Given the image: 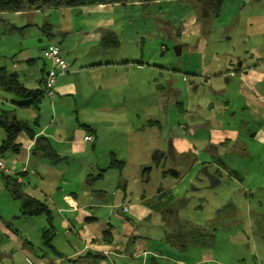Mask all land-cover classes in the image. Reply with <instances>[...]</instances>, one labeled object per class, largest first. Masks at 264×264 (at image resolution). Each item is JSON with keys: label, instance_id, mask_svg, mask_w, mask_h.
Returning <instances> with one entry per match:
<instances>
[{"label": "crops", "instance_id": "obj_1", "mask_svg": "<svg viewBox=\"0 0 264 264\" xmlns=\"http://www.w3.org/2000/svg\"><path fill=\"white\" fill-rule=\"evenodd\" d=\"M172 2L189 3L186 0L151 3ZM114 6L119 5L53 11H86L90 15L91 8L99 10ZM50 11H25L14 15L35 16L41 12L49 14ZM205 24L198 22L193 15L184 21L181 29L175 30V36L198 34L199 26ZM5 25L20 35L35 26L29 21L23 25L24 30H19L21 27L13 23ZM245 25L247 41L242 56L231 53L219 55L216 51L208 54L206 42L198 40L193 48L197 50L198 57L194 60L192 57L186 68L172 71L152 65L150 57L144 59L143 55L134 53L110 58L92 55L88 50L101 43L107 47H118L106 21L100 20L94 29L96 33H85L77 45L67 46L64 42L62 51L51 43V39L61 37L66 41L68 30H61L58 21L55 24L44 21L41 31L50 44L41 47L40 54L53 46L61 51L69 68L57 77L53 96L45 97L47 102H41L38 109L17 107L13 98L7 96L12 94L0 89V111H12L18 121L27 123L35 133L33 139L21 133L17 137L19 151L7 154L2 161L10 169V175L17 174V179L22 180L27 195L47 203L52 210L55 226L52 244L63 254L64 260L90 251L101 255L102 259L95 264H264V24L253 28L254 21L247 20ZM109 34L114 44L108 42L106 36ZM42 38L37 39L38 42ZM131 44L134 45V41ZM17 53L12 51L8 57L9 65L0 68L15 73L28 90L43 91L50 63L45 58L40 63L36 58L15 57ZM154 70L170 76L172 81L170 78L167 81L171 86H176L172 77L175 73L187 85L185 102L175 103L177 113L174 121L180 120L177 132L169 133L163 147L155 145L154 134L159 137L163 134V126L172 123L164 109L156 106L155 93L163 87L155 83L156 76L151 84L146 80V73ZM141 99L144 110L139 113ZM79 107L80 115L75 110ZM79 123L94 130L90 134L94 137L93 143L85 140L89 133ZM38 137L48 139L54 151L66 157V161L49 165L34 156L32 149ZM4 138L5 134L0 129V144ZM151 138L153 145L150 146ZM201 153L205 155L200 157ZM111 154L124 163L120 173L113 170L102 172L108 167ZM167 156L173 167L179 165L183 158L191 157L196 161L184 175L180 173L182 176L179 178L169 179L162 172L158 173L161 180L173 182L165 187L162 184L149 187L152 181L150 173L156 171ZM202 162L207 163L202 166ZM134 163L135 177L130 180L124 172L128 165ZM71 165H77V168L69 169ZM23 172H26L24 178L18 176ZM109 174L110 183L105 179ZM119 174H122L123 187H119V183L114 184ZM207 174H217V182L213 187L210 185L211 188L220 187L222 176L227 177L222 199H226V204L235 205L233 217L224 220L221 226L220 238L224 236L225 242L217 239L216 233L211 248L189 247L181 253L166 244L165 236L162 238L158 230L171 232L178 222V211L176 219L173 218L174 213L166 211L169 199L187 201L190 191H203L209 186ZM185 181L190 190L186 186L178 187ZM194 182L200 186L193 185ZM165 191L171 195L164 196ZM213 196L219 198L218 192ZM7 201L17 202L6 192L0 173V215L7 209L3 205ZM122 205L129 209L125 215L122 214ZM199 206L197 208L201 210ZM10 216L12 221L22 219L18 205ZM5 222L8 221L0 217L3 249L10 253L18 250L26 264L62 263L59 259L39 257V252L23 244L27 240L34 246L39 245L41 230L45 227L44 218L33 230L21 224L14 231L12 227L5 226ZM107 229L114 239L110 245L100 242L101 233Z\"/></svg>", "mask_w": 264, "mask_h": 264}, {"label": "rangeland", "instance_id": "obj_2", "mask_svg": "<svg viewBox=\"0 0 264 264\" xmlns=\"http://www.w3.org/2000/svg\"><path fill=\"white\" fill-rule=\"evenodd\" d=\"M90 10V15H88L86 11L78 13V11L75 10H52L49 14L41 12L37 13L35 16L14 15L15 13L2 14L4 23L0 25V67L9 65L8 57L11 55L12 51H15V53L19 52L15 57L22 55L28 58H36V61L40 63H42V60L44 61L43 55L40 54V48L47 45L49 42L45 40L43 36L44 33L41 31V25L46 20L54 24L58 21L61 30H68L69 35H67L66 41L61 37L58 39L55 38L54 40L51 39L53 41L51 43L59 46L60 50L64 48V42L67 46L77 45L79 40L84 37L85 33H88V35L89 33H96L94 29H96L97 23L102 20V22L106 21L109 24L107 29L109 32L114 33L118 42V47H107L101 43L88 50L92 52V55H102L103 57L110 58L117 57L120 54L130 55L134 53L137 54V56L143 55L144 59L150 57L152 65L162 68L165 67L172 71H180L183 67L186 68L192 60V57L193 60L198 57L197 50L193 49L198 40H204L206 42V51L208 54L212 51H216L219 55L231 53L233 55L242 56V51L245 50V42L247 41L245 22L247 20H253L255 24L253 28L264 24V0H226L219 17L207 21L205 26L197 25L199 26L198 34L188 33L182 36H175V30L181 29L184 21L188 17L194 15L192 7L187 2L151 3L149 5L134 4L101 8L99 10L97 8H91ZM28 21L35 26L31 29L27 28L28 32L22 35L18 34V32L10 31L9 27L5 25V23L7 24V22H9L22 28ZM97 31L100 35L101 30L98 28ZM40 38H42L41 42H38ZM132 41H134V45L131 44ZM108 42L113 43V39L108 40ZM210 44L212 45L210 46ZM177 47L181 49L180 55L176 54L175 48ZM132 50L136 51V53ZM83 52H85V49ZM195 63L196 61L194 64ZM154 76H156L155 83L163 87L160 92L157 90L155 93L156 106L157 108L164 109L167 117H169V122L172 123L170 126L169 124L163 126V134L159 135V137H155L154 134L155 145L163 147L164 141L168 138L169 133L177 132V125L180 123V120H178V122L174 121L177 113L175 111V103L185 102V87L187 85L183 82L178 73L172 76L176 86H171L170 82L167 81L170 76L166 77V74L161 70L148 71V73H146V80L151 84V80ZM171 79L172 78H170V81H172ZM142 91L143 88L141 92ZM176 91L180 93L175 94ZM7 96H11L14 102H22L14 98L13 95ZM42 102L46 103L47 100L43 99ZM191 106L192 105L189 107ZM192 109L197 113L194 107H192ZM75 110L79 115L81 114V107ZM143 110L144 105L141 99L139 103V113H142ZM132 113L135 114L136 111L133 109ZM157 114H159L158 109ZM20 116V113H18L19 118ZM184 118L185 117H183V119ZM152 141L153 139L151 138L149 140L150 146L153 145L151 144ZM23 155L21 156L23 157ZM204 155V153H201L200 157ZM200 157L196 158L200 159ZM190 159L192 160L193 158H183V160H180L179 165L173 167L170 157L167 156L164 165L160 164L156 171L153 170L150 173V179L152 181L149 183V187H155L158 184H162V186L165 187L173 182V180L168 179L161 180L160 177H158V173L167 171L172 167L173 171L186 172ZM145 161L151 163L150 160ZM134 167L135 163L134 165H128L125 169V171H127L124 172L125 175L130 177V180L135 177ZM71 168L75 169L77 165H71L69 169ZM109 177L110 174L105 178L108 183L111 181V179H108ZM222 177L223 180L220 182V187L211 188V182H209V186L207 185L203 191L202 189L198 192L196 190H193V192L190 191L189 196L186 197L187 201H181L179 205L176 204L173 208L178 211V223H189L201 226L205 229H216V233L218 234L217 239H220L221 242H225L224 236L220 238L222 234L221 226L224 220L227 221L228 218L231 216L233 217L232 214L235 211V205L226 204V199H222L226 192L224 191V187L227 183V177ZM122 181V174H119L114 184L117 185ZM127 182L130 183L129 180ZM206 184H208V182H206ZM193 185L200 186L197 182H194ZM182 186H186L188 187L187 189L190 190V186L186 181L179 183L178 187L180 188ZM216 192H218L219 198L213 196ZM3 205L7 209L0 217L8 221L5 222V226L12 227L14 231H16L17 226L21 224H25L30 230H33L34 227L40 225L43 219V217H22L20 221H12V218H9L11 217L10 212L12 210L15 211L16 205L19 206L20 203L7 201V203L4 202ZM199 205L202 207L201 210L197 208ZM230 220L231 219H229L228 222H230ZM232 225L236 224L232 223ZM262 225L264 227V224ZM165 233L169 234L171 232H164L163 229L158 230V234L162 238L165 236ZM31 235L33 237V232H31ZM253 241L258 242V240ZM25 260L23 254L18 250H13V252L10 253L1 247L0 242V264H26Z\"/></svg>", "mask_w": 264, "mask_h": 264}, {"label": "trees", "instance_id": "obj_3", "mask_svg": "<svg viewBox=\"0 0 264 264\" xmlns=\"http://www.w3.org/2000/svg\"><path fill=\"white\" fill-rule=\"evenodd\" d=\"M160 1L170 0H0V25L4 23V20L2 18V14L4 13H18L25 11H41L44 9L56 10L60 8H78L106 5L125 6L128 4H148L151 2ZM186 1L191 4L197 21L205 24L212 18H217L221 15L222 8L226 0ZM24 29L25 28H20L19 30ZM13 30H17V28H14ZM106 38L110 40V34L106 36ZM30 62H35V60ZM0 89L4 92L12 94L14 98L21 100L22 102H14L13 100L14 105H17V107L20 108L34 107L38 109L42 100L45 97H48L46 93V85L44 86L43 91L28 90L18 80L17 75L15 73H9L4 67L0 68ZM78 125L83 128L86 132H88L89 135L94 132V130L86 124L79 123ZM0 129L5 134V138L0 144V160H4L6 158V155L9 153H17L19 151L17 137L21 133L26 134L29 139H33L35 134L34 131L30 129L27 123L18 121L12 111L4 109L0 111ZM32 153L34 154V156H37L40 159L47 161L49 165H56L60 162L66 161V157L59 156L51 147V144L48 139L43 137L36 138ZM154 160L155 159H153V161ZM165 160L166 159H163L160 164L164 165L163 162H165ZM195 161L196 159L193 158L187 165V168H189L190 165L195 163ZM176 162L178 163L177 160ZM206 163L207 162H202V166H205ZM156 166L158 167L159 164L156 163ZM123 167L124 163L116 160L114 155L111 154L108 167L102 172L113 170L116 171V173H120ZM172 168L167 171H162V175H165L166 178L173 179V177L179 178L185 173L184 171H173ZM25 175L26 172L18 174V176H21L23 178ZM1 178L3 186L6 192L12 198V200L20 203L19 212L21 217H43L45 220V227H43L41 230L39 245L34 246L27 240L23 241L24 245H28L32 251L39 252V257H49L54 260L59 259L60 262L62 261L63 264H83V262H85L86 264H95L99 262L100 259H102L101 255L86 251L84 255L75 257L74 259L64 260L63 254L58 252L55 246L52 244V241L55 236L54 217L52 210L48 207L47 203L27 195L24 192V185L22 184V180L21 182L17 181V174L4 175L1 173ZM119 185V187H123L125 184L119 183ZM167 195H171V193L165 191L164 196ZM169 201L170 202L168 203V205H170L172 212L175 213L176 209H174L173 207L181 202H179L180 200L174 201V199L172 198H170ZM122 214L125 215L126 213L122 212ZM174 219H176V215L174 216ZM216 231V229H205L195 224H180L177 222L175 224V227L173 228V231L169 234H165L164 240L166 244L170 245L172 248L181 253H183L189 247L208 249L211 248L215 242ZM113 240V235L110 230L107 229L101 233L100 242H102L103 244L110 245L113 243Z\"/></svg>", "mask_w": 264, "mask_h": 264}, {"label": "built area", "instance_id": "obj_4", "mask_svg": "<svg viewBox=\"0 0 264 264\" xmlns=\"http://www.w3.org/2000/svg\"><path fill=\"white\" fill-rule=\"evenodd\" d=\"M43 57L50 63L49 71L45 77L46 93L48 97L53 95V87L55 86L57 77L63 75L67 72L69 66L68 63L64 60L61 51L57 48L50 46L43 51ZM85 140L89 143L94 142V138L91 135H87ZM25 169H23L24 171ZM0 173L4 175H10V169L7 165L0 160ZM18 182H21V179H17ZM128 207L126 205L122 206V212L127 213Z\"/></svg>", "mask_w": 264, "mask_h": 264}, {"label": "water", "instance_id": "obj_5", "mask_svg": "<svg viewBox=\"0 0 264 264\" xmlns=\"http://www.w3.org/2000/svg\"><path fill=\"white\" fill-rule=\"evenodd\" d=\"M180 50H181V49H180L179 47L175 48V51H176V54H177V55H180ZM206 176H207L209 182H211L212 179H213L215 182H217V178L214 177L213 175L207 174ZM211 178H212V179H211ZM210 179H211V180H210ZM214 184H215L214 182H213V183H212V182L210 183V185H211L212 187L214 186Z\"/></svg>", "mask_w": 264, "mask_h": 264}, {"label": "flooded vegetation", "instance_id": "obj_6", "mask_svg": "<svg viewBox=\"0 0 264 264\" xmlns=\"http://www.w3.org/2000/svg\"><path fill=\"white\" fill-rule=\"evenodd\" d=\"M212 181H213V179H212ZM212 181H211V182H212ZM214 183H215V181H214ZM179 202H181V201H179ZM179 204H180V203H179ZM179 204H177V205H179ZM166 209H167L166 211H168L169 213H173L172 210H171V208H170V205L167 206ZM176 213H177V210H176L175 213L173 214V218H174V216L176 215ZM172 231H173V230H172ZM172 231H171V232H172Z\"/></svg>", "mask_w": 264, "mask_h": 264}, {"label": "clouds", "instance_id": "obj_7", "mask_svg": "<svg viewBox=\"0 0 264 264\" xmlns=\"http://www.w3.org/2000/svg\"><path fill=\"white\" fill-rule=\"evenodd\" d=\"M94 138V137H93Z\"/></svg>", "mask_w": 264, "mask_h": 264}]
</instances>
